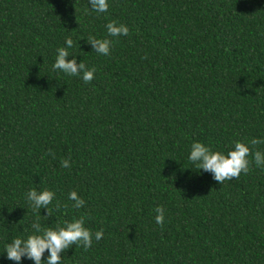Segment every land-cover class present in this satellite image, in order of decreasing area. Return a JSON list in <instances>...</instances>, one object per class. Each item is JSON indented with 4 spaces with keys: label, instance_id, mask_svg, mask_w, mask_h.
I'll return each mask as SVG.
<instances>
[{
    "label": "trees",
    "instance_id": "obj_1",
    "mask_svg": "<svg viewBox=\"0 0 264 264\" xmlns=\"http://www.w3.org/2000/svg\"><path fill=\"white\" fill-rule=\"evenodd\" d=\"M108 4L0 0V264H35L5 247L37 218L55 229L80 216L103 237L61 264H264V168L220 184L189 160L193 142L227 153L264 140V0ZM111 21L130 34L109 37ZM90 36L114 39L110 54ZM67 38L90 83L53 69ZM33 189L55 193L49 215Z\"/></svg>",
    "mask_w": 264,
    "mask_h": 264
},
{
    "label": "clouds",
    "instance_id": "obj_2",
    "mask_svg": "<svg viewBox=\"0 0 264 264\" xmlns=\"http://www.w3.org/2000/svg\"><path fill=\"white\" fill-rule=\"evenodd\" d=\"M92 11L97 13L107 12L108 0H89ZM109 37L118 38L128 36L130 30L127 25L111 21L106 25ZM88 43L98 54L107 56L110 54L114 44V39H97L88 37ZM67 47L57 49V56L53 64V69L58 70L72 77H80L85 83H90L94 78L96 69H88L83 62L77 63L75 57L68 59L70 53L68 48L73 47V40L66 39ZM264 144V140L252 138L249 143L237 141L234 147L227 153L214 151L210 146L201 142H193L189 160L195 165L197 171L203 169L214 174V179L220 184L225 181L238 179L240 175L248 174L251 166L264 168V151L257 149V145ZM53 155L54 153L49 152ZM251 157V159H250ZM61 167L70 168L69 159L61 160ZM55 193L49 190L37 192L35 189L27 193V200L34 210L46 208L49 213V205L52 203ZM73 201L72 207L80 209L84 206V199L76 191H71L68 196ZM157 215L155 222L163 229L165 222V210L162 206L155 209ZM85 216H80L71 221H65L63 226L57 225L55 229L44 228L39 223V218L32 224L33 233L27 238H16L5 247L7 258L13 261H21L22 257H28L35 264H43L42 257L46 250L49 255L46 264H61L62 253H65L73 245L83 246L85 250L93 244V237L100 241L103 237V229L93 233L85 225Z\"/></svg>",
    "mask_w": 264,
    "mask_h": 264
}]
</instances>
